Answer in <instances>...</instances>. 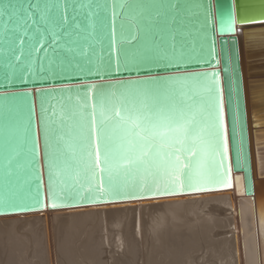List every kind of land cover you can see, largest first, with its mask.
<instances>
[{
  "label": "water",
  "instance_id": "1",
  "mask_svg": "<svg viewBox=\"0 0 264 264\" xmlns=\"http://www.w3.org/2000/svg\"><path fill=\"white\" fill-rule=\"evenodd\" d=\"M57 2L0 0V5H15L17 9L15 14L5 9L0 15V217L222 192L231 190L237 177L242 181L239 196L249 198L258 208L259 198L264 196V176L257 172L258 146L253 136L255 131H264V127L257 128L252 102L260 100L253 86L264 84V72H258L264 60L255 64L252 62L259 60H248L251 51L256 50L246 48V39L264 35V27L250 28L264 24V0H128L125 9H120L119 0H64L58 9L53 7L52 14L70 19L75 15L80 27L71 37H63L58 42L63 47L54 52L56 46L50 47L51 38L45 35L44 41L39 42L36 28H45L40 22V9ZM29 5L34 7L28 8ZM137 12L141 13L137 20L146 30L141 32V42L150 37L149 42L159 43L166 52L175 45L172 65L161 63L153 71H116L118 54L111 50L112 33L115 32L117 50L128 48L121 43L120 22L125 15L134 16ZM154 16L156 20L152 22ZM29 35L34 37L32 41ZM68 47L76 51L68 52ZM83 52L86 54L81 55ZM109 63L111 70L104 71ZM96 68L101 74H90ZM193 74H207L215 81L217 102L223 100L227 156L223 158V153L216 155L208 149L202 157L205 171L215 168L219 173L217 180L199 181L192 187L162 182L159 191L153 185L142 195L138 186L130 187L127 191L136 193L135 198L101 196L99 191L83 189L79 196L61 192L55 200L50 197L45 130H49L51 140L53 128L63 123L67 132L76 119L62 121L61 114L76 112L79 102H86L91 111L95 89L100 86L137 77ZM183 89L198 93V82L187 79ZM90 142L95 151L97 140L93 137ZM176 154L182 161L191 158L190 153ZM96 172L98 188L102 177L100 169Z\"/></svg>",
  "mask_w": 264,
  "mask_h": 264
},
{
  "label": "snow or ice",
  "instance_id": "2",
  "mask_svg": "<svg viewBox=\"0 0 264 264\" xmlns=\"http://www.w3.org/2000/svg\"><path fill=\"white\" fill-rule=\"evenodd\" d=\"M62 4L64 0H58L55 5L40 9V22L45 28H36L39 42L42 43L48 35L50 47L56 46L54 52L56 48L63 47L58 43L63 37H71L80 27L75 15L70 19L67 15L52 14L53 7L58 9ZM128 6V0H119L120 9ZM31 7L34 6H28ZM28 8L23 11L27 12ZM5 9H11L13 14L17 11L15 5H0V15H4ZM140 15L137 12L121 19V43L129 45L128 48L117 50L115 32L112 33L111 50L118 54L116 71L121 68L153 71L161 63L172 65L174 62V44L170 46L172 51L166 52L159 43L149 42L150 37L140 41L141 32H146L137 20ZM156 16L151 18L152 22ZM228 23L230 26V21ZM24 33L28 35L26 28ZM33 39L29 35V41ZM20 42L24 43L23 37H20ZM67 51L75 52L76 49L68 47ZM103 70L110 71L111 64ZM90 74H101V70L96 68ZM187 79L198 82V93L183 89ZM93 100L91 111L86 102H79L76 112L61 114L62 121L76 118L67 132L61 123L51 130L50 140L49 130H45V142L49 148V195L53 200L61 192L67 196H79L81 189L99 191L101 196L132 195L135 198L136 193L127 191L130 187L138 186L142 195L153 185L159 191L162 182L192 187L199 181L218 179L219 173L215 168L204 170L202 157L206 150L211 149L216 155L223 153V158H226L228 128L224 122L223 100L217 102L215 81L207 74L123 80L107 87H97ZM52 107L55 112V105ZM93 137L98 142L95 151L90 142ZM178 152L190 153L191 158L182 161L176 154ZM220 167H223L222 163ZM96 169H100L102 177L98 188ZM58 185L62 186L59 190Z\"/></svg>",
  "mask_w": 264,
  "mask_h": 264
},
{
  "label": "bare ground",
  "instance_id": "3",
  "mask_svg": "<svg viewBox=\"0 0 264 264\" xmlns=\"http://www.w3.org/2000/svg\"><path fill=\"white\" fill-rule=\"evenodd\" d=\"M246 45L256 50L248 56L259 60L252 64L264 60V35L247 38ZM262 65L258 72H264ZM253 88L260 100L252 102V113L257 128H262L264 84ZM253 138L258 146L257 172L264 176V131H255ZM239 193L242 181L237 177L233 188L222 192L2 216L0 238L6 249L2 250L1 241L0 260L7 264H264V196L257 208ZM18 227L25 228L27 236H20V231L18 235Z\"/></svg>",
  "mask_w": 264,
  "mask_h": 264
},
{
  "label": "rangeland",
  "instance_id": "4",
  "mask_svg": "<svg viewBox=\"0 0 264 264\" xmlns=\"http://www.w3.org/2000/svg\"><path fill=\"white\" fill-rule=\"evenodd\" d=\"M19 228H20V229H19ZM18 229H19V230H18ZM21 229H22V230H21ZM23 230H25V228L23 229V227H22V228H21V227H18V228L16 229V232H17L18 235H19V233L21 232L20 236H21V235H22V236H27V234H26V230H25V232H24ZM19 231H20V232H19ZM22 231H23L24 233H23ZM18 232H19V233H18ZM22 233H23V234H22ZM1 241H2V245H1V244H0V245H1V248H2V246H3L2 250H3V249H6V248H5V247H6V244H5V243L3 242V240H1V238H0V242H1ZM3 244H4L5 246H4ZM27 253H28V252H27ZM1 259H3V257H2ZM9 260H11V259H9ZM11 261H12V260H11ZM11 261H10V263H11ZM0 262H1L0 264H7V263H6L7 261H4V262H3V261L0 260ZM2 262H3V263H2ZM12 263H13V262H12ZM12 263H11V264H12Z\"/></svg>",
  "mask_w": 264,
  "mask_h": 264
}]
</instances>
